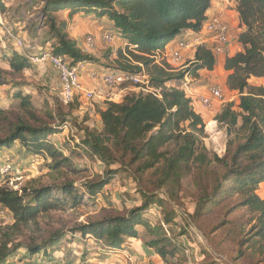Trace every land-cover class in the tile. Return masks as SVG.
Returning a JSON list of instances; mask_svg holds the SVG:
<instances>
[{
  "label": "rangeland",
  "instance_id": "374dc122",
  "mask_svg": "<svg viewBox=\"0 0 264 264\" xmlns=\"http://www.w3.org/2000/svg\"><path fill=\"white\" fill-rule=\"evenodd\" d=\"M7 1L1 20L12 29L13 34L24 36L30 56H37L53 45L48 27H42L41 4L35 5L29 13L21 14V7L30 0ZM59 15L64 16L63 12ZM109 27L106 18L97 19L84 13L69 25L70 34L78 39L80 48L86 35L94 37L96 49L92 56L99 61L95 71L100 73H104L109 66L116 68L124 63L119 53L127 56V50H123L124 43L120 40L114 44L101 41ZM14 50L11 39L0 31V69L5 65L2 55ZM187 62L183 60L176 64L167 58L161 66L175 75L188 65ZM30 67L21 75L5 76L7 84L0 88V106L16 109L17 103L8 99L10 90L16 84L23 85V92L25 89L30 91L34 115L38 118L27 116L28 119L34 125L43 122L54 129L55 133L48 136V141L59 156L53 160L47 152L29 151L18 141L11 150L0 153V166L10 167L8 173L0 174V187L17 191L19 195L25 193L29 196L28 200L36 191L47 189L46 199L50 204L48 211L24 225H15L11 214L0 206V246L6 243L13 251L5 264H264V242L255 237L253 230L255 215L236 207L241 198L234 192L231 195L220 192L217 196H209L210 201H206L200 214L195 215L199 197L202 194L211 195L227 171L224 165L213 159L214 156L219 159L226 156L227 142L231 139L225 127L215 121V115L231 102L233 109H237V93L221 87L224 96L222 104H215L212 109L194 106L204 123V136L199 147L209 161L200 166H190L189 173L178 184L159 187L161 171L158 173L151 169L139 172V162L131 163L130 154H123L122 150L107 141L104 144L110 146L111 156L106 159L95 155L84 144L87 132L103 137L98 115L103 103L101 100L78 95L64 105L60 101L62 84L58 73L47 63L31 64ZM82 83L87 91H94L96 84H102L98 78L93 82L86 77ZM249 83L255 87L263 85L255 80ZM211 121L215 122L221 134L220 145L213 144L207 133L206 126ZM183 127L187 125L183 124ZM242 136L243 133L235 139L230 155L242 142ZM175 149L176 145L170 143L162 151L169 156ZM107 177H110L109 184L90 198L86 190L88 184ZM224 184L222 189L225 190L235 186L226 185V181ZM66 187L72 190L71 195L63 191ZM171 192L173 195H169ZM143 193L156 200V204L144 211L148 228L138 227L137 239H126L123 248L106 250L95 239H83L74 232L79 224L124 215L128 210L139 207L144 201ZM256 194L264 199V183ZM166 218H170V225L165 224ZM163 237L169 239L175 249V255H167L165 259L146 246L150 240H161ZM34 247L41 248L38 256H32L27 251ZM165 247L166 250L170 248L168 245Z\"/></svg>",
  "mask_w": 264,
  "mask_h": 264
},
{
  "label": "trees",
  "instance_id": "16d2710c",
  "mask_svg": "<svg viewBox=\"0 0 264 264\" xmlns=\"http://www.w3.org/2000/svg\"><path fill=\"white\" fill-rule=\"evenodd\" d=\"M211 0H34L27 1L20 9L21 14L38 4L40 16L44 18L42 27H48L53 45L50 50L54 56H64L71 65L78 63L95 66L99 63L95 57L82 51L78 43L67 33V22L58 20L57 13L67 12L71 18L83 13L94 15L97 19L106 18L110 27L104 32L112 33L116 39L124 43L127 56H119L124 60L116 68L107 67L105 72L119 71L140 73L149 76L153 88H161V99L148 93H131L121 103H102L98 115L103 126V137L90 132L84 137V144L101 159L110 158L109 142L130 154L131 163H138V171L146 172L154 169L161 173L159 187L178 184L190 171L192 165H202L208 160L201 153L200 139L204 136V123L201 116L193 110L192 100L185 97L176 85L190 78L197 79L200 70L212 71L215 67V56L204 45L196 47L193 58L181 72L172 75L166 67L153 64L149 58L166 44L187 33H198L206 21V12ZM235 3L240 32L236 40L241 51L232 56H225L223 69L228 73L225 86L229 92L239 95L237 109L232 102L226 104L215 115V121L225 127L227 136V154L214 161L227 168L223 179L211 191V195L202 194L196 203L195 215L200 214L202 205L210 201L209 196H217L220 192H234L241 198L236 207L246 209L255 215L253 230L255 237L264 242V199L257 194L259 186L264 183V86H251L250 79L264 81V0H230ZM7 0H0V15L6 9ZM8 4V3H7ZM34 9V8H33ZM116 32V33H114ZM20 37L22 35L14 34ZM12 40V39H11ZM25 42V41H24ZM15 48L2 55L7 68L0 69V87L7 84L5 76H17L30 69L28 59ZM171 83L170 88L165 85ZM23 85L16 84L10 90V99L17 103L12 110L0 106V153L11 150L15 142H21L26 149L34 152H47L53 160L59 154L48 141V136L55 133L54 129L34 125L27 116L34 115L35 107L32 97ZM29 89V88H28ZM186 124L187 127H183ZM155 129L156 132L152 133ZM242 142L231 148L238 135ZM101 137V138H100ZM176 145L175 151L169 156L162 150L167 144ZM199 150V151H198ZM58 160V159H57ZM234 184V187L225 188ZM110 177L89 183L87 195L94 198L108 185ZM63 191L72 194L70 187ZM25 192V191H24ZM47 189L36 191L30 195L0 187V206L12 216L15 225H24L50 209ZM31 194V192H30ZM169 195H173L171 192ZM139 207H134L126 214L105 217L93 222L79 224L75 233L81 238H93L106 250L123 248L126 239L138 237V227L148 228L144 220L147 207L156 204L153 196L146 197ZM147 199V200H146ZM27 200V201H26ZM170 218L165 224L170 225ZM58 240V238H57ZM164 245V246H163ZM169 246L166 250L165 246ZM174 245L166 237L161 240H150L146 246L165 259L167 255H175ZM30 255L38 256L41 248L27 249ZM13 251L6 243L0 246V264H5Z\"/></svg>",
  "mask_w": 264,
  "mask_h": 264
},
{
  "label": "built area",
  "instance_id": "2783aa9c",
  "mask_svg": "<svg viewBox=\"0 0 264 264\" xmlns=\"http://www.w3.org/2000/svg\"><path fill=\"white\" fill-rule=\"evenodd\" d=\"M0 31H2L9 39L13 40L14 46L24 55L30 64L41 65L49 64L51 68L56 71L60 77L62 84V94L60 101L64 105H68L78 95L92 96L101 100L103 103H121L123 99L131 93H148L157 99H161V88H153L150 85L149 76L143 71L137 74L129 72L108 71L100 73L98 71H91L86 73L90 81L96 82L98 78L101 81V85L96 84L94 91H87L83 86V77L85 64L78 63L71 65L66 57L54 56L50 50H45L39 53L37 56H30L27 53V47L25 42L18 36H15L12 29L7 28L1 20L0 15ZM204 33V34H201ZM210 35V38L208 37ZM207 36V38H206ZM182 38H176L173 41L165 45L162 50H158L149 56L153 61V64L161 66V62L164 59L169 58L173 63H180L183 61V52L196 47L204 45L206 46V39H211L216 45L211 49L214 56L227 55L229 38L228 27L221 21L220 17L214 16L206 18L203 27L198 33H187L181 36ZM116 37L110 32H104L101 41L105 44H114ZM126 45H123V48ZM82 51L88 55L96 49V41L93 36L86 35L83 39ZM191 60V59H190ZM184 66L183 68H185ZM192 80L185 78L184 81L177 84V88L180 89L186 98L197 102L203 109H212L215 104H222L224 96L220 86L211 85L207 88L205 93H199L195 91L192 86ZM166 88L171 86L168 83ZM10 171L8 165L0 166V174H5Z\"/></svg>",
  "mask_w": 264,
  "mask_h": 264
},
{
  "label": "crops",
  "instance_id": "0c3cea01",
  "mask_svg": "<svg viewBox=\"0 0 264 264\" xmlns=\"http://www.w3.org/2000/svg\"><path fill=\"white\" fill-rule=\"evenodd\" d=\"M60 12L57 13V16L59 20H64L67 22V33L69 34L70 38L75 40L78 43V39L75 37V35L70 34V29L69 25L72 21H74L76 18L80 17L81 14H76L72 16L71 18L68 16L67 12H63L64 16L62 15L60 17ZM220 17L221 21L228 27V38H229V45H228V56H232L235 53L241 51V46L238 44L236 37L237 34L240 32L239 29V21H238V16L237 12L235 9V3L230 0H211L210 1V6L209 9L206 12V18L210 17ZM66 17V18H65ZM70 19V21H69ZM69 24V25H68ZM204 34V33H201ZM24 37V36H23ZM210 38V35L208 36ZM79 38V37H78ZM177 38H182L181 36ZM207 38V36H206ZM118 40V39H117ZM13 44V40H11ZM216 45L213 40L211 39H206V47L209 48L210 50L213 49V47ZM195 49H191L189 51H184L183 54V60H190L193 58ZM10 52L7 54L9 55ZM226 55H220V56H215V67L212 71H206V70H200L198 72V77L192 82V86L195 89V91H198L199 93H205L207 88L210 85H217L220 86L224 89H226L225 82H226V77L228 75L227 72L224 71L223 69V64H224V59ZM85 67V72H84V77L89 70L95 71L97 67L95 66H84ZM7 68V65L5 64L3 69ZM87 78V77H86ZM255 80V81H261L264 86V81L263 80H257V79H250ZM249 81V82H250ZM171 86V83L168 84ZM1 88V87H0ZM195 105L199 104L197 102H193V110L200 115V112L196 111L194 108ZM200 107V106H199ZM202 116V115H201Z\"/></svg>",
  "mask_w": 264,
  "mask_h": 264
},
{
  "label": "bare ground",
  "instance_id": "6f19581e",
  "mask_svg": "<svg viewBox=\"0 0 264 264\" xmlns=\"http://www.w3.org/2000/svg\"><path fill=\"white\" fill-rule=\"evenodd\" d=\"M216 124L215 122L211 121L207 124L206 126V130H207V133L210 135L211 137V142L213 144H217V145H220L221 143V134L217 131L216 129ZM210 141V140H209ZM211 145V144H210ZM215 148V147H214Z\"/></svg>",
  "mask_w": 264,
  "mask_h": 264
}]
</instances>
